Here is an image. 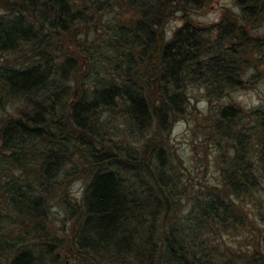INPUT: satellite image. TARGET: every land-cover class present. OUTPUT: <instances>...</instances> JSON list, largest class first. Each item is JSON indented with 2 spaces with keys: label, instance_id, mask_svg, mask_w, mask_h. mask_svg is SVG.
<instances>
[{
  "label": "trees",
  "instance_id": "1",
  "mask_svg": "<svg viewBox=\"0 0 264 264\" xmlns=\"http://www.w3.org/2000/svg\"><path fill=\"white\" fill-rule=\"evenodd\" d=\"M216 1L0 0V264H264V98L205 116L197 187L155 139L264 69V0L194 17Z\"/></svg>",
  "mask_w": 264,
  "mask_h": 264
},
{
  "label": "rangeland",
  "instance_id": "2",
  "mask_svg": "<svg viewBox=\"0 0 264 264\" xmlns=\"http://www.w3.org/2000/svg\"><path fill=\"white\" fill-rule=\"evenodd\" d=\"M231 7L233 10L237 11V7L234 6V0H217L212 7L207 10H203L198 14H195V18L203 23H211L216 22L219 18V15L224 7ZM106 20L101 24L105 25ZM180 20L178 17H175L169 21L166 25V34L167 36L171 35L175 28L180 25ZM261 29L260 31H262ZM92 30L87 31L90 33ZM91 34V33H90ZM88 35V34H87ZM85 35L82 36L80 40V44L84 42L87 45H90L91 41L87 42ZM94 38V37H93ZM248 74V79L251 81L247 83L246 87L243 89H233L227 92L218 100L216 99L219 93H222L221 89L210 88L212 90H216L215 93H211L208 96L202 88H193L190 91V96H192V106L194 107L193 111L190 110V113L186 119L178 118L173 121L169 127V130L164 133V135H158L155 139L163 140L172 146V155L174 152V157L177 158L175 164L180 161L186 168L184 172V180L188 184L189 187H197L199 185L198 180L204 179V175H206V169H208L214 162V157L216 155V148L214 146L213 140L215 137L210 138V134L212 132L211 125L212 120L205 117L210 111H213L217 105H224L228 103H239L242 106L252 107L258 105L264 98V69L260 73H252ZM208 94V92H207ZM16 107L9 106L6 109L7 113H14ZM120 111V108H118ZM189 111V110H188ZM196 112V113H195ZM101 116V115H100ZM117 117H114L115 120ZM120 118V117H119ZM100 119V117H99ZM115 122V121H114ZM150 125H145L143 130H147ZM117 129L116 125L113 126V122H110L107 127H101L102 133L107 138H113L117 143H121V139H117L116 137H112L113 132ZM144 132V131H143ZM101 133V132H100ZM205 133H208L205 134ZM151 138V136L149 137ZM165 139V140H164ZM157 140H154V143ZM144 139H142L139 143H143ZM225 144H222V147H225L229 141H224ZM227 142V143H226ZM162 145V144H161ZM218 145V144H217ZM151 153L154 151L151 149ZM154 154V153H153ZM86 156V153L81 151H77L76 153L70 156L71 162L78 161L81 162ZM158 163L159 159H156ZM76 166V165H75ZM203 171L205 174H203ZM211 172V169H208V174ZM181 174V172H180ZM180 178V176H178ZM182 178V177H181ZM85 180L78 179L75 176H71L67 182H65L66 190L71 197L78 198L83 189ZM193 184V186H192ZM191 188V189H192ZM62 209L58 212L56 219L63 217V213H61Z\"/></svg>",
  "mask_w": 264,
  "mask_h": 264
}]
</instances>
